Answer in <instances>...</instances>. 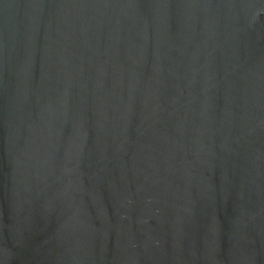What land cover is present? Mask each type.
<instances>
[{
	"label": "water",
	"instance_id": "1",
	"mask_svg": "<svg viewBox=\"0 0 264 264\" xmlns=\"http://www.w3.org/2000/svg\"><path fill=\"white\" fill-rule=\"evenodd\" d=\"M0 264H264V0H0Z\"/></svg>",
	"mask_w": 264,
	"mask_h": 264
}]
</instances>
